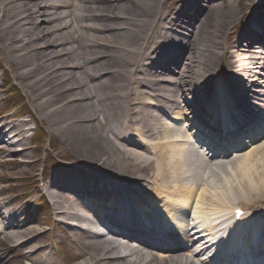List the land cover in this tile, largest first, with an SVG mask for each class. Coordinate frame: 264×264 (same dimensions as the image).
<instances>
[{"label":"bare ground","instance_id":"1","mask_svg":"<svg viewBox=\"0 0 264 264\" xmlns=\"http://www.w3.org/2000/svg\"><path fill=\"white\" fill-rule=\"evenodd\" d=\"M246 1L0 0L2 58L59 136L62 157L82 165L63 163L46 186L56 223L75 225L64 236L77 247V264H211L190 249L186 231L179 244L154 245L134 203L171 217L186 215L193 202L209 228L243 205L248 213L236 230L261 226L249 224L256 214L264 217V3L249 10ZM216 91L236 111L233 130L260 133L222 157L215 152L219 134L203 127ZM188 121L212 134L206 135L215 149L210 155L175 127ZM22 127L0 124L2 155H14L9 146L25 140ZM213 167L233 182L219 177L211 186L204 175ZM112 179L127 181L126 191L108 188ZM85 197L101 199L96 214ZM6 208L0 204V222H7L0 264H24L5 257L4 241L23 236L16 240L26 242L30 232L15 213L5 215ZM121 209L130 210L128 218L118 220ZM100 217L118 230L94 231ZM30 257L34 264H55L51 253Z\"/></svg>","mask_w":264,"mask_h":264},{"label":"rangeland","instance_id":"2","mask_svg":"<svg viewBox=\"0 0 264 264\" xmlns=\"http://www.w3.org/2000/svg\"><path fill=\"white\" fill-rule=\"evenodd\" d=\"M246 3L249 4L247 7L250 10V7H253V4L258 3L257 5H259L261 3H264V0L260 2H256V0H247ZM10 91H15L17 94H19L18 96L22 97L23 101L27 103V106L25 108H22L21 110H26V112H28L27 117H29L30 120H27L24 117L19 118L18 116L9 120V116L15 112H18L20 107V105L18 104V106L16 105L11 109L9 108V104L7 103V101L10 100L8 97ZM6 107L7 109H5ZM4 111H6V114L3 113ZM1 117H5L2 121L3 124L11 125L12 123L22 122L23 126L28 127L25 132V134L28 135L26 140H22V142L13 147L9 146L10 153L16 150V152H14V155L11 156L7 155L6 153L5 155H2L0 153V204L2 206L8 207L5 210H18L17 213L19 214L21 210L27 209V204L30 203V201H34L37 199V196L40 193V188H42L43 185H47V182L49 181L51 172L53 170L61 167L63 163L72 162H70L69 159L62 157L63 151H61L60 149L59 136L47 128L44 120L41 119V117L38 115V112L35 111L33 105L31 104L30 96L14 79L11 71L5 64L0 51V119ZM35 125H37L40 131L36 133L33 138H30L29 136L31 133V127H35ZM260 142L261 141H256L254 145H258ZM4 150L6 151L7 149L4 148ZM241 153L242 151L240 152V154ZM72 164L82 166L76 162ZM224 173L225 171H223L222 169L213 167L211 171L205 173V177L209 178V184H211V186L217 183L219 177L228 176V183L230 184L231 182H233L232 178L229 179V177H231V174L228 173L227 175H225ZM42 174L44 175L45 179L43 184L41 185L39 183V176L41 177ZM29 185H31L29 187L30 189L27 188ZM230 190L231 189L229 187L228 191ZM218 191L223 194L226 193V191H224V188L220 186L218 188ZM35 192H37L38 194H36ZM30 193H35V195L25 198L26 195ZM45 201H48V198H46ZM241 207L243 206L241 205ZM39 210L40 206L38 205L36 208L31 207L27 210L32 211L38 215L36 222L39 223L40 227L34 225H31L29 227L31 234L30 236L33 237L32 241L34 242H31L32 247H38L37 250L40 249L44 244L51 245L54 236L59 237V233H62V231H60V229L62 228H54L55 223L50 221L48 212H44L41 213L42 215H39ZM29 214L30 218H33V214L28 212L27 215ZM24 218H26V215ZM33 221L35 222V219H33ZM38 231L41 232L37 233ZM17 238H14V240H16ZM67 241L65 243H61L58 246V252L54 249V247L50 248L53 252L56 253L55 264H77L78 261L74 260V258L68 259L71 256L74 257V254H76L77 252L75 253V247H71ZM20 254H22V250L14 249L13 252L8 254V256L14 257ZM23 261H25V259H23Z\"/></svg>","mask_w":264,"mask_h":264}]
</instances>
